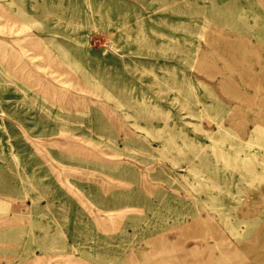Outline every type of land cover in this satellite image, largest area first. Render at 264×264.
I'll list each match as a JSON object with an SVG mask.
<instances>
[{"label": "rangeland", "instance_id": "1", "mask_svg": "<svg viewBox=\"0 0 264 264\" xmlns=\"http://www.w3.org/2000/svg\"><path fill=\"white\" fill-rule=\"evenodd\" d=\"M11 1L0 0V264H172L208 240L209 228L177 229L197 210L238 243L220 264H264V147L248 137L254 125L264 135V0ZM235 121L240 137H222ZM40 226L61 228L63 246Z\"/></svg>", "mask_w": 264, "mask_h": 264}, {"label": "bare ground", "instance_id": "2", "mask_svg": "<svg viewBox=\"0 0 264 264\" xmlns=\"http://www.w3.org/2000/svg\"><path fill=\"white\" fill-rule=\"evenodd\" d=\"M11 1V0H10ZM15 1V0H14ZM172 1H177V0H172ZM187 1V0H186ZM12 2V1H11ZM16 2H17V0H16ZM21 3V1H19V3H18V5ZM23 3V2H22ZM11 4V3H10ZM13 4V3H12ZM20 5H22V4H20ZM17 7V6H16ZM19 8V7H18ZM19 10V9H18ZM23 12V11H22ZM22 12H20V14L22 13ZM25 14V13H24ZM23 16V15H22ZM141 32V29H140V27H139V29H138V33H140ZM28 38L30 39V40H34L33 42V44L36 46V48L37 49H39L40 50V47H41V45H42V43L41 42H38L35 38H33V36H28ZM2 46V43H0V47ZM43 52H41L40 54H42ZM45 54V53H44ZM46 56V55H45ZM206 57L207 56H205L203 53H200V54H198V56H197V58L198 59H203V60H205V61H207L206 60ZM253 75H256L255 74V71H253L252 72V74H251V76H253ZM229 77L228 76H226L225 77V75H222V78H221V82H226L227 80L226 79H228ZM229 81V80H228ZM232 87H234V89H236V87H237V85L236 84H232L231 85ZM238 90H236V92H237ZM239 95H241L240 93H238V96ZM242 97H245V96H243V94H242ZM249 97H251V96H249ZM262 97L264 98V93H263V95H262ZM246 98V97H245ZM145 101H143V103H144ZM130 102H127V104H129ZM130 105V104H129ZM131 106V105H130ZM110 117H113V116H110ZM241 118V117H240ZM112 119V118H111ZM113 119H115V118H113ZM241 120H242V118H241ZM113 121V120H112ZM165 123V122H164ZM236 124H237V122L235 121L234 122V125H233V127H230V126H226V125H224L223 123H220L219 125H218V128H219V131L222 133V137H225V136H230V137H232V138H239L240 136H239V131H238V129L236 128ZM166 127H168V125L167 124H164V126L163 127H161V128H159L158 129V131H162L164 128V130H167L168 132V134H170V136L169 137H167V139H170V141H172V139H173V136L171 137V135L173 134V128L171 127V126H169V127H171V128H168V129H166ZM243 129L245 128V125L243 124ZM139 129L140 130H146V132L147 133H149L148 132V130L146 129V127H142V126H139ZM171 130V131H170ZM242 130V129H241ZM251 130V129H250ZM129 133V132H128ZM178 136L179 137H181L182 135H184V132L183 131H178ZM242 133H243V131H242ZM129 135V134H128ZM132 135V134H131ZM130 137V136H129ZM248 137H249V141H254V142H256V144L257 145H261V146H263L264 147V135H262V132L258 129V127L256 126V125H254L253 126V128H252V130H251V132H250V134H248ZM107 141V140H106ZM112 141V140H111ZM128 141V140H127ZM132 141V142H131ZM131 141H129V143H132V144H138V143H140V141L135 137L134 138V136L132 135V138H131ZM109 142V141H108ZM116 142V141H115ZM114 143V142H113ZM125 143V145H128V142H124ZM113 145V144H112ZM188 145H190V147H191V149H190V152L193 154V156L194 157H196V156H198L199 157V150H197L196 152H194V146H195V144H194V142L193 141H190V143L188 144ZM117 146V145H116ZM125 147H128V146H125ZM180 153H183V151H181L180 150ZM222 195V193H221V191H217V196H215L217 199H219L220 197L219 196H221ZM208 198H213L212 196H207ZM3 201L2 200H0V206H6V202H3V204L4 205H1V203H2ZM7 206H13L14 207V210H15V207H17V206H14L13 204H8L7 203ZM15 211H17V210H15ZM18 215H19V218H18V216H17V220L15 219V222L16 223H18V220L20 219V215H22V213L18 210ZM28 213H30V211L29 210H27V215L29 216V214ZM218 222H216V221H214L211 217H209V216H206V217H203V216H201L200 214H199V211L197 210L194 214H192L191 215V219L189 220V221H187V222H184L183 224H180V225H176V226H179L180 228H177V229H180V231H182V232H185V231H187V230H189V229H192V228H195L196 226H202V227H205V228H209L210 230H211V232L209 233V235L206 237V238H208V240L209 239H211V238H214V240H215V242H217V240H218V238H220V240H221V242L223 243V244H225V247H223V248H218V251H215V249H217L216 247H217V245H216V243H214L213 245L212 244H209V242H208V240H205L204 242H203V244H202V247L200 246V245H198V244H196V245H193V246H185V247H183V249H182V251H181V253L180 254H178V255H172V256H170L169 258H171V257H175L174 258V261H176L175 263H174V261H173V263L172 264H192V262H198V263H200V264H220V261H221V258L222 257H224L228 252H230V251H232V250H235L236 248V245L238 244V243H236V242H230V240L228 241V239L229 238H232L231 237V235L230 234H228V235H226L225 233H223V231L222 230H220V228H218V224H217ZM224 224H225V227L227 228V230L229 229V230H231V231H229V233H231L232 235H236L235 234V231H233L234 230V224L233 223H228V225H226V223L224 222ZM23 227V226H22ZM31 229V228H30ZM29 228L28 229H26V232L28 233V236H29V238H30V240L32 241V239L33 238H35V234L32 232V230H30ZM40 230L42 229V231H43V233H44V236H47V237H49V242H47V245H49V246H51V248L52 247H58V244L60 243V244H62V246H63V241H59L58 240V238H60V239H62L63 238V236H64V231L61 229V228H56L55 230H51V231H48V228H44V227H42V226H40V228H39ZM24 230V229H23ZM25 231V230H24ZM178 232V235H177V237H175L174 239H173V242L175 243V242H178V241H180V234L182 233V232ZM225 231V230H224ZM227 232V231H226ZM230 236V237H229ZM65 237V236H64ZM229 237V238H228ZM234 237V236H233ZM29 240V241H30ZM65 247V246H64ZM60 248H62V247H60ZM59 248V249H60ZM64 249V248H63ZM204 251H206V255L205 256H202V254L204 253ZM27 251H25V253H26ZM29 253H30V251H29ZM31 254V253H30ZM29 257V256H28ZM131 257H132V252L131 253H127L126 255H125V260H126V262L127 263H129L130 261H131ZM196 257H198V258H196ZM81 259V258H80ZM173 259V258H172ZM77 262H79V259L77 258ZM168 260V259H167ZM170 261H171V259H169ZM25 261V260H24ZM28 261V260H27ZM30 261V260H29ZM32 261V260H31ZM26 262V261H25ZM24 262V263H25ZM165 262H166V259H165ZM26 263H28V262H26ZM25 263V264H26ZM168 263H171V262H169L168 261ZM167 263V264H168ZM29 264V263H28Z\"/></svg>", "mask_w": 264, "mask_h": 264}, {"label": "crops", "instance_id": "3", "mask_svg": "<svg viewBox=\"0 0 264 264\" xmlns=\"http://www.w3.org/2000/svg\"><path fill=\"white\" fill-rule=\"evenodd\" d=\"M220 78H221V77H220ZM220 78H219V79H220ZM219 79H218V80H219ZM202 80H204V78H202ZM206 82H207V83H210L209 80H207V79H206ZM210 84L213 86L212 83H210ZM217 91H218V90H217ZM227 105H228V102H227ZM231 106H232V104H231ZM231 106H230V107H231ZM248 118H252V116L249 114V115H248ZM226 123H227V121H226ZM203 126H206V124L204 123ZM252 127H253V126H252ZM202 138L205 139V140H208L207 138H204V137H202ZM202 143H203V142H202ZM244 151L248 152L249 150H247V148H245Z\"/></svg>", "mask_w": 264, "mask_h": 264}]
</instances>
